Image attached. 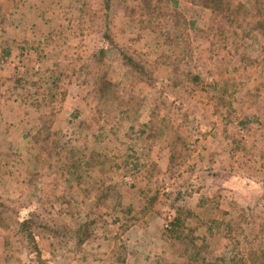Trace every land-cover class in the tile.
<instances>
[{
  "label": "rangeland",
  "instance_id": "obj_1",
  "mask_svg": "<svg viewBox=\"0 0 264 264\" xmlns=\"http://www.w3.org/2000/svg\"><path fill=\"white\" fill-rule=\"evenodd\" d=\"M145 1L0 0V264H38L17 235L20 218L51 215L68 226L74 211L91 222L89 238L77 249L46 237L50 264H122L120 253L126 264H185L187 232L169 226L181 207L194 213L186 223L205 264L230 263V238L249 246L257 235L253 245L264 247V31L208 39L201 31L220 19L211 9ZM232 11L264 23V4L232 0ZM116 46L138 57L150 78L130 76ZM102 50L98 65L93 55ZM95 71L124 84L132 99L124 114L113 96L93 93ZM220 95L232 106L223 108ZM42 115L71 144L69 159L79 147L102 164L89 170L62 155L39 159L26 134ZM87 127L101 136L97 144ZM244 217L238 235L233 225Z\"/></svg>",
  "mask_w": 264,
  "mask_h": 264
},
{
  "label": "trees",
  "instance_id": "obj_2",
  "mask_svg": "<svg viewBox=\"0 0 264 264\" xmlns=\"http://www.w3.org/2000/svg\"><path fill=\"white\" fill-rule=\"evenodd\" d=\"M108 1V0H106ZM145 1V0H142ZM169 1V0H166ZM193 4L199 5L203 8L211 9L213 13L220 17L219 20H217L214 24L210 25L206 30L201 31V34L206 36V38H218L222 39L225 42L229 40L234 39H247V38H254L257 31H264V23L263 22H244L240 21L238 17L233 15L232 11V0H191ZM252 2H255L256 4H264L263 0H251ZM145 10H147L150 13H155L156 5L148 4L147 1H145ZM170 16L178 17V14L173 11V13L170 14ZM182 19L176 20L174 23V29H180V25L178 22H180ZM190 28H193L194 23H190ZM200 32V31H199ZM198 32V33H199ZM106 39H108L110 45H115L114 41L108 35L107 33L103 35ZM187 39L190 40L189 35H187ZM178 45V44H175ZM190 45L191 42L188 45L187 52L190 53ZM115 50L118 52L121 63L123 67L126 69L127 73L130 76H136L140 81L149 79L148 69L144 65V63L133 54H130L123 48L116 46ZM95 61L99 64H102L104 60L107 58L105 57V51H100L99 54L93 55ZM174 70L177 69L176 65L172 67ZM89 67H81L79 69L80 72L83 73V70H88ZM93 93L96 94L100 99H105L106 97L113 96L112 98L117 101L118 107H120V112L124 114L127 109H125L126 104H130L132 99L130 97H125V91L122 88V85H124L122 82H112L110 80H107L104 76H99L97 74V71L93 73ZM191 80L192 82H199L201 78L198 75L191 74ZM219 83H214L212 87H218ZM216 88V89H217ZM223 89V87H221ZM53 98V97H51ZM101 101V100H100ZM218 101L220 105L225 108V106H232V103H228V101L222 97L221 95L218 97ZM228 104V105H227ZM135 110H138V106H134ZM116 114V113H115ZM99 115V113H98ZM117 115V114H116ZM159 121V123L163 122ZM38 124H35L34 130L30 131L26 134V136L29 138L30 143L32 146L35 147L36 150V156L39 159H44L49 155L52 156H64L65 159H69L68 156L70 154V147L71 144L69 142L61 143V139L57 132L51 130V124L52 120L50 118H46L45 116H39L37 118ZM80 123H84L80 122ZM248 124V121H240L238 123V126L241 128H245ZM88 130H90V127H87ZM91 138H94V143L99 142L100 135L94 133V131L91 129ZM157 128L152 129L151 132H149V137H155L158 134ZM181 135L177 134L175 137L176 143L180 142ZM175 152V151H173ZM94 151L90 155V160L87 159V155L85 152L81 151L79 147L74 149V164H83L84 167H86L89 170H92L95 167H98L102 164V161H96L93 158ZM174 153H172L170 160L173 158ZM104 164V162H103ZM59 203V201H58ZM75 203V202H74ZM61 205L65 204H71L70 200L63 199L61 200ZM69 205H66L62 208V211L65 212L66 216H70V213L72 211V207H68ZM0 206H4L3 203H0ZM70 209V211L68 210ZM73 216V215H72ZM194 213L189 210L188 208H179L173 213V217L171 221L169 222V226L171 228V231L177 234H183L185 231L187 232L186 239L184 238L183 244L185 245L184 250V257L186 259L185 264H205V257L202 256V249L199 248L196 243L194 242L193 234L195 232V229L193 227H189V224L186 223V219L188 217H193ZM73 220L71 224L68 226H62L59 223L56 222V219L53 218L51 215H47L45 218H23L19 219V226L17 235L19 237V240L21 242V245L24 249V251H27V254L30 255L31 259H36V263L38 264H44L47 262V264H50V259L53 257L54 254V248L50 252L47 253V256H44L43 253V246L41 244L42 240L46 239V237L51 238L54 242L58 244L67 243V241H74V245L77 249H80L89 238L90 231H91V222L86 221L83 222L82 219L80 220V217L75 213L74 211V217L70 218ZM247 218L244 217L240 222L235 223L233 227L235 230L237 229L238 235H243L244 228L243 224L246 222ZM124 222H128V218H124ZM122 227V226H121ZM230 226L228 229L230 231H234V228H231ZM262 229V230H261ZM260 230L262 233L264 232V225L261 226ZM259 230V231H260ZM170 231V232H171ZM251 231V229H250ZM231 235V234H230ZM229 235V236H230ZM189 238V239H188ZM255 238L258 240L259 236L255 235ZM254 238V239H255ZM253 241L247 246L248 239L244 238L243 242L236 241L230 238L233 243H231V257H230V263L229 264H264V247L261 243L262 241L259 240L256 245H253ZM47 242V239H46ZM49 247H51V244H48ZM125 250V249H124ZM126 255L120 253V259H118L120 263L126 264ZM52 260V259H51Z\"/></svg>",
  "mask_w": 264,
  "mask_h": 264
}]
</instances>
